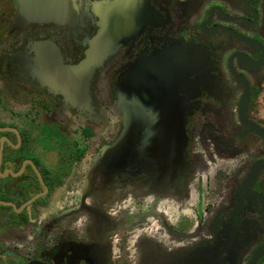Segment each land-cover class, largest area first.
Returning <instances> with one entry per match:
<instances>
[{
  "label": "flooded vegetation",
  "instance_id": "1",
  "mask_svg": "<svg viewBox=\"0 0 264 264\" xmlns=\"http://www.w3.org/2000/svg\"><path fill=\"white\" fill-rule=\"evenodd\" d=\"M0 0V264H264V0Z\"/></svg>",
  "mask_w": 264,
  "mask_h": 264
},
{
  "label": "water",
  "instance_id": "2",
  "mask_svg": "<svg viewBox=\"0 0 264 264\" xmlns=\"http://www.w3.org/2000/svg\"><path fill=\"white\" fill-rule=\"evenodd\" d=\"M24 12L28 14L35 13L37 17L43 16H66L71 13L70 9H61L57 7L68 6L67 0H20Z\"/></svg>",
  "mask_w": 264,
  "mask_h": 264
}]
</instances>
